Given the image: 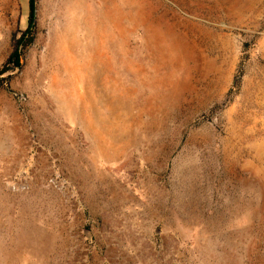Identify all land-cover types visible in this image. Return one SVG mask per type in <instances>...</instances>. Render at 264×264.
<instances>
[{
	"label": "rangeland",
	"instance_id": "374dc122",
	"mask_svg": "<svg viewBox=\"0 0 264 264\" xmlns=\"http://www.w3.org/2000/svg\"><path fill=\"white\" fill-rule=\"evenodd\" d=\"M28 3L0 0V264H264V0H34L25 47Z\"/></svg>",
	"mask_w": 264,
	"mask_h": 264
},
{
	"label": "trees",
	"instance_id": "16d2710c",
	"mask_svg": "<svg viewBox=\"0 0 264 264\" xmlns=\"http://www.w3.org/2000/svg\"><path fill=\"white\" fill-rule=\"evenodd\" d=\"M28 6H29V14H28V24L25 32L22 34V37L20 38L18 44H20L23 39H25V47L31 45L32 38H29L28 35L32 34L34 30V0H28ZM19 45L16 46L11 58H14L15 63L17 64L19 62ZM18 65V64H17Z\"/></svg>",
	"mask_w": 264,
	"mask_h": 264
}]
</instances>
